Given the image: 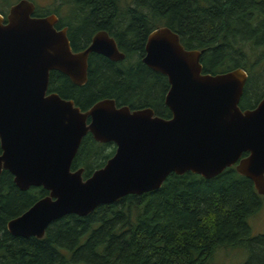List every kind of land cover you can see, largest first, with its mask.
<instances>
[{
    "label": "trees",
    "instance_id": "obj_1",
    "mask_svg": "<svg viewBox=\"0 0 264 264\" xmlns=\"http://www.w3.org/2000/svg\"><path fill=\"white\" fill-rule=\"evenodd\" d=\"M18 1L0 0V13L7 15ZM53 6L45 11L35 6L34 16L55 15L56 29L66 28L74 52L104 31L124 54L118 63L90 54L83 86L49 73L47 93L73 101L81 111L113 99L117 106L171 117L164 105L167 79L141 62L148 34L160 27L176 33L184 49L202 52L204 73L245 71L240 109L264 97V90L258 98L248 95L264 70V0H56ZM154 86L163 90L160 104ZM114 151L113 144L97 143L88 133L71 171L83 169L86 179ZM47 195L41 187L20 191L12 175L1 172L0 264H212L217 253L240 250L247 254L240 264H264V233L252 237L248 224L264 199L235 167L209 180L190 172L170 174L156 191L127 195L85 217L53 221L41 239L10 235L7 222Z\"/></svg>",
    "mask_w": 264,
    "mask_h": 264
},
{
    "label": "water",
    "instance_id": "obj_2",
    "mask_svg": "<svg viewBox=\"0 0 264 264\" xmlns=\"http://www.w3.org/2000/svg\"><path fill=\"white\" fill-rule=\"evenodd\" d=\"M34 12L32 2L20 0L0 15V174L9 172L20 191L41 187L48 195L7 222L10 235L41 239L53 221L156 191L170 174L209 180L235 167L264 195V97L255 108L240 109L245 71L204 73L202 52L184 49L176 33L160 27L148 34L141 62L167 79L171 117L113 99L81 111L47 93L49 73L83 86L90 54L115 62L124 54L104 31L74 52L66 28H55L57 17ZM88 133L115 151L83 179V169L71 171V164Z\"/></svg>",
    "mask_w": 264,
    "mask_h": 264
},
{
    "label": "rangeland",
    "instance_id": "obj_3",
    "mask_svg": "<svg viewBox=\"0 0 264 264\" xmlns=\"http://www.w3.org/2000/svg\"><path fill=\"white\" fill-rule=\"evenodd\" d=\"M16 1L17 0H10V2H13V3ZM29 1L32 2L36 7H39L45 11V9L54 8L53 4L56 0H29ZM258 76H257L259 78L258 81H260V83H258L256 87L257 90L255 89L254 91L253 89H251L250 90L251 92H249L251 94L248 93V95H253L255 92L256 98H258L259 95L263 93L262 90H264V81H262L264 79V70ZM162 94H163V90L161 87H158L153 92V96H155V100H157L156 102H158L159 104L162 101ZM145 100L146 98L142 99V102H144ZM139 101H141V99ZM248 101H249L248 98H246L243 102L248 103ZM248 224L250 227L252 237H255V236H258L264 233V205L255 215H253L249 219ZM246 257H247L246 251H242V250L240 251H221L215 255L212 264H240L245 261Z\"/></svg>",
    "mask_w": 264,
    "mask_h": 264
},
{
    "label": "flooded vegetation",
    "instance_id": "obj_4",
    "mask_svg": "<svg viewBox=\"0 0 264 264\" xmlns=\"http://www.w3.org/2000/svg\"><path fill=\"white\" fill-rule=\"evenodd\" d=\"M0 15L3 17V18H5L6 17V15H4V14H2V13H0ZM55 28H56V25H55ZM62 29V28H61ZM98 55V54H97ZM101 56V55H100ZM103 57V56H102ZM111 61V60H110ZM121 61H123V60H121ZM121 61H118V62H121ZM113 62H115V61H113ZM118 62H115V63H118ZM155 88H156V86H154ZM257 106V103L256 104H254V105H251V106H249L248 108H246L245 110H248V109H253V108H255ZM130 110H131V108L129 107V106H127ZM144 108H146V107H144ZM140 109H143V108H140ZM135 110H137V109H135ZM241 110H243V109H241ZM27 191V190H26ZM261 196H263V199H264V195H261ZM264 205V200H263V203H262V206ZM261 209V208H260ZM24 213V212H23ZM18 217V216H17ZM16 218V217H15Z\"/></svg>",
    "mask_w": 264,
    "mask_h": 264
}]
</instances>
